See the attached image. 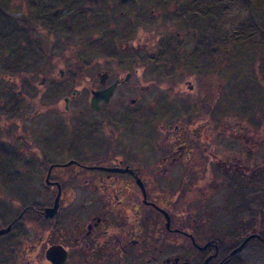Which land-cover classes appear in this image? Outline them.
<instances>
[{
	"label": "flooded vegetation",
	"instance_id": "1",
	"mask_svg": "<svg viewBox=\"0 0 264 264\" xmlns=\"http://www.w3.org/2000/svg\"><path fill=\"white\" fill-rule=\"evenodd\" d=\"M164 1L134 0L122 22L66 39L99 59L17 62L9 70L26 77L0 74L11 84L0 89V264H264V110L232 104L226 115L222 82L185 80L178 93L180 81L148 67L186 75L187 37L173 21L187 24L190 9L164 14ZM148 8L147 36L136 17ZM48 18H35L46 31L66 21ZM33 41L54 53L50 39ZM195 43L193 56H205L201 33ZM187 66L207 70L191 57Z\"/></svg>",
	"mask_w": 264,
	"mask_h": 264
},
{
	"label": "rangeland",
	"instance_id": "2",
	"mask_svg": "<svg viewBox=\"0 0 264 264\" xmlns=\"http://www.w3.org/2000/svg\"><path fill=\"white\" fill-rule=\"evenodd\" d=\"M9 3L8 11L10 13L9 21L0 17V26L2 22L8 23L5 30L0 31V74H12L15 73L24 75L26 77L27 72L9 70L8 66L17 64V62H27L28 64H34L36 62H55V63H73L81 64L85 61H92L98 58L96 55H92L90 58V48L86 51L83 48L77 49L71 45L66 44V39L69 37L68 42L77 41L83 35H85L90 29H84L89 23L98 24L102 23V20L113 19L116 23L122 22L127 16L132 15L129 11L125 10V6L128 3H133L134 0H125L126 3L120 0H0V3ZM143 4L150 5L153 0H138ZM165 3V4H164ZM134 7V4H131ZM5 7V6H4ZM186 7L190 9L187 14L188 23L184 24L182 20H174L173 24L175 29L182 31L181 42L187 37L186 43L181 45L180 58L178 62L180 67L185 69L186 75L184 76H170L168 71H159L154 65L148 66L154 71L159 73V78H171L180 81L177 83L174 89H181L178 93H184L187 91L185 80L195 83L198 80L213 83L222 82L223 95L226 94L224 99V105H229L226 111V115H231V106L241 109L245 112H250L254 108L255 110H264V45L259 42L260 38L264 35V0H192L187 2L186 0H165L162 4H158L155 8L166 9L162 13H173L174 9H180ZM6 8V7H5ZM55 8H59L60 11L56 16L52 13ZM4 9V8H3ZM154 11V14L156 12ZM120 10H125L119 15ZM182 10V9H180ZM39 11L41 14L50 16L47 21L53 25H56L55 21L66 20L70 22V27H66L67 23H59L61 30L55 28L48 29L39 27L44 26L40 19L31 17L32 13ZM93 12V17L90 15ZM154 14H151L149 8L143 10L137 15V20L143 23L144 35L148 36L151 28V22L154 18ZM42 15V16H44ZM24 19V20H23ZM171 19H176L175 16ZM161 20V18H160ZM157 23L158 30L163 29V23ZM51 21V22H50ZM28 26L30 28L29 33L23 34L17 31L22 26ZM48 28L50 25H46ZM168 30H172L171 24L165 23ZM39 27V28H38ZM64 27V28H63ZM72 29H78L76 32H71ZM188 31L193 32L191 35ZM202 31V32H200ZM75 35H72V34ZM199 33L202 35V39L206 42V55L193 56L194 51L197 48L195 43V37L199 38ZM205 33V34H204ZM10 38L4 41L5 37ZM17 35L16 37H13ZM172 35H174L171 32ZM165 35V34H164ZM49 37V38H48ZM92 33L87 34V39L91 40ZM48 40L53 43V52L40 53L35 51L37 44H34L33 40ZM78 38V39H77ZM153 37L151 39H144L143 45L152 46ZM30 39V44H26V47L30 50L21 48V41L25 42ZM98 40L94 41L97 43ZM165 45L169 44V41H162ZM216 45V46H215ZM162 46V45H161ZM214 46L216 54L213 52L211 56L209 47ZM164 49L165 46H162ZM263 50V51H262ZM58 52V53H55ZM190 57L195 63L203 62L206 64L204 74L201 76L194 74L187 66ZM186 62L185 65L182 59ZM99 59V58H98ZM173 66L172 61H168ZM209 63V65H208ZM178 66V65H177ZM163 68H160L162 70ZM229 69L228 72L225 70ZM81 71V70H80ZM22 72V73H21ZM152 70L148 73L151 75ZM163 74V76L161 75ZM207 74V76H206ZM98 78V76H95ZM81 77L79 76V79ZM148 78V76H147ZM238 78V79H237ZM237 79L238 82H235ZM184 82V83H183ZM150 84V82H147ZM11 88V84L8 82L0 81V89ZM151 91L152 87L145 88V91ZM171 89H173L171 87ZM226 90H228L226 92ZM6 92V91H5ZM4 92V93H5ZM0 91V98H3L4 94ZM175 91H170L172 96H175ZM152 100V98H151ZM258 106V107H257ZM257 107V108H256ZM235 114H238L235 111ZM160 118L159 122H163ZM16 261L19 262L16 257ZM16 262V264H18ZM10 264V263H8Z\"/></svg>",
	"mask_w": 264,
	"mask_h": 264
},
{
	"label": "trees",
	"instance_id": "3",
	"mask_svg": "<svg viewBox=\"0 0 264 264\" xmlns=\"http://www.w3.org/2000/svg\"><path fill=\"white\" fill-rule=\"evenodd\" d=\"M187 2H192V0H186ZM250 1H253V0H250ZM9 3H10V1H9ZM7 1H6V3L4 4V3H0V17H2V18H5L6 19V21H9V19H10V13H9V11H8V6L10 7V4H9ZM6 8H5V7ZM4 8V9H3ZM40 15H44V14H41L39 11H37L35 14L34 13H32L31 14V19L32 18H36L37 16H40ZM44 16H48V15H44ZM24 20V19H23ZM2 21V20H1ZM0 21V22H1ZM7 26V27H9L8 26V23H5V22H2V25L0 26V31H4L5 30V28H4V26ZM25 31V30H24ZM20 32H22L21 30H20ZM264 35V34H263ZM17 35H15L14 34V36L13 37H16ZM10 38V34H9V37H5V39H4V41L6 40V42L5 43H7V40ZM22 42V41H21ZM259 42L261 43V45H264V36L262 37V38H260V40H259ZM264 50V49H263ZM262 50V51H263ZM21 63H26V62H21ZM262 70H264V66H263V68H262ZM226 72H228L229 71V69H227V70H225Z\"/></svg>",
	"mask_w": 264,
	"mask_h": 264
},
{
	"label": "water",
	"instance_id": "4",
	"mask_svg": "<svg viewBox=\"0 0 264 264\" xmlns=\"http://www.w3.org/2000/svg\"><path fill=\"white\" fill-rule=\"evenodd\" d=\"M59 11V9L57 8V9H55V13H57ZM48 211L50 210V209H47ZM51 213V212H50ZM49 213V214H50Z\"/></svg>",
	"mask_w": 264,
	"mask_h": 264
}]
</instances>
